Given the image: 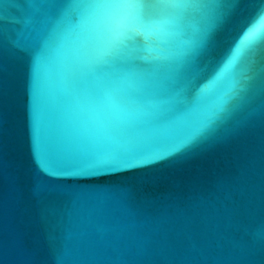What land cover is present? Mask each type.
<instances>
[{"label":"water","instance_id":"water-1","mask_svg":"<svg viewBox=\"0 0 264 264\" xmlns=\"http://www.w3.org/2000/svg\"><path fill=\"white\" fill-rule=\"evenodd\" d=\"M93 2L0 0V264H264V48L200 90L264 0H144L152 31L90 76Z\"/></svg>","mask_w":264,"mask_h":264},{"label":"snow or ice","instance_id":"snow-or-ice-1","mask_svg":"<svg viewBox=\"0 0 264 264\" xmlns=\"http://www.w3.org/2000/svg\"><path fill=\"white\" fill-rule=\"evenodd\" d=\"M247 2L252 3L253 0H247ZM154 7L155 5L144 2V0H94L89 5L87 22L97 34L108 39L98 55L86 62L85 74L96 76L103 71L105 66H114L126 39H130L132 34L138 33L142 29L151 32L152 29L145 25L144 18L151 13ZM235 9H240V7ZM231 16L232 11L228 10L219 12L212 17L211 24L203 34L202 46L210 42L212 33L227 24ZM164 23L169 22L165 21ZM227 39L228 49L224 56L226 61L224 68L215 79L210 80L205 87L200 88L203 95H210L213 92L216 84L228 69L247 62L255 51L264 48V12L246 11ZM190 55V49L181 53L178 57V63L181 67L188 63ZM109 100H111L110 95ZM111 107L114 112L122 114L127 119L134 116L133 113L125 112L116 103H112ZM214 115V113L207 111L202 122L192 131L185 147L213 134L215 131Z\"/></svg>","mask_w":264,"mask_h":264}]
</instances>
